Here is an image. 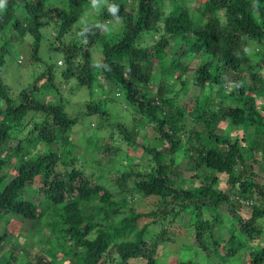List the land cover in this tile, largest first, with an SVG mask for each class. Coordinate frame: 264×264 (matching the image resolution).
<instances>
[{
    "label": "trees",
    "instance_id": "1",
    "mask_svg": "<svg viewBox=\"0 0 264 264\" xmlns=\"http://www.w3.org/2000/svg\"><path fill=\"white\" fill-rule=\"evenodd\" d=\"M0 1V38L3 39L0 100L4 103V106L0 104V150L14 133L29 128L30 144L40 141L45 145L42 151L33 154L26 148V142H20L15 149L20 160L13 165L14 176L6 184L1 171L7 161L0 157V212L9 220L8 229L22 220H42L49 216L46 224L58 238L64 255L70 256L74 264H101L114 251L124 262L142 259L146 264H157L158 246L166 241L167 229L160 232L161 238H149L150 226L165 221L171 224L187 213L194 217L195 237L200 246L209 254L207 239L211 237L215 245L211 256L217 253L223 264L222 251L231 256L237 250V239L245 235L254 239L259 235L262 228L257 222L264 218V181L248 166L241 141H232L219 131L227 123L232 128L255 126L258 133H264V113L257 107L259 99L264 101V77L260 72L264 70V0H200L201 21L194 18L183 0H132L131 8L127 0H108L96 16H91L89 9L98 0ZM48 2L49 14L43 21L40 16ZM21 5L25 14L19 16ZM113 22L120 25L116 34L107 31ZM45 25L53 28V43L64 53L60 64L58 58L45 63L40 56ZM147 33L159 35L151 47L140 44ZM68 37L70 40L66 42ZM25 41L45 71L35 79L31 91L24 87L14 94L1 76L11 53ZM97 48L100 61L94 59ZM172 49H181L178 57L198 56L201 64L194 82L201 90L211 88V93L198 96L188 111L186 107L169 110V106H174V101L166 98V93L172 91L170 84L154 83L158 64L166 74L178 69L181 77L184 72L179 59L171 61L168 52ZM99 76L111 88L107 93L123 92L125 103L142 115L141 125L153 124L167 143L161 149L143 145L149 157L145 163L137 162L128 171L113 173L120 195L127 198L134 191L154 197L156 210L138 211L131 202L124 201L109 187L98 183L94 175L78 167L76 157L67 150L73 129L83 117L95 113L98 127L105 125L108 110L104 102H89L87 110L72 115L65 109L62 96L55 103L35 97L39 82L44 79L59 92L56 77L64 83L73 79L78 87L88 88L93 94ZM186 84L183 81V86ZM234 99L242 105L233 104ZM124 127L122 133L133 145L135 128L129 131ZM249 142L251 150L260 148L264 155V141L250 138ZM57 143L59 147L54 150ZM179 154L188 157L187 168L196 175L204 167L211 169L200 186L180 188L176 184L181 178L175 169ZM218 174L228 176L230 192L217 186ZM133 177L136 180L129 185ZM35 184L43 194L40 201L21 198L23 191ZM234 195L243 203L260 198L252 204L247 221L238 212L236 204L240 200H234ZM221 207L229 211L223 217L219 212ZM99 216L103 219L100 222ZM220 217L231 223L225 245L214 239L215 228L222 221ZM1 240H6V236H0ZM15 253L12 247L3 256V264H14ZM53 254L52 262L39 258L27 264H59L60 256ZM251 257L253 262L263 264L264 245L253 250Z\"/></svg>",
    "mask_w": 264,
    "mask_h": 264
},
{
    "label": "rangeland",
    "instance_id": "2",
    "mask_svg": "<svg viewBox=\"0 0 264 264\" xmlns=\"http://www.w3.org/2000/svg\"><path fill=\"white\" fill-rule=\"evenodd\" d=\"M107 2L108 0H98V3L89 9L90 15L96 16ZM183 2L184 5L190 9L194 18L201 21L202 17L198 11V6L201 4L200 0H183ZM127 3L129 8L133 6L132 0H127ZM47 4L46 10H44L40 16L43 21L46 20L49 14V2ZM167 6L168 3L166 2L165 7L167 8ZM1 11L2 2L0 1V12ZM167 11H169V9H167ZM17 14L19 16L25 14L22 5L19 6ZM119 30L120 25L118 23L113 22L107 26V31L110 34H116ZM53 31L50 25H45V27H43L42 32L45 33V38L43 40L40 56L45 63L55 62L58 58L57 63L60 64L63 61L61 56H64V53L62 50H58L57 45L53 43ZM157 35L156 33H147L142 38L140 44L143 46H153L158 41L159 35ZM69 40L70 37L66 39V42ZM2 43L3 39L0 38V45ZM101 43L103 42L101 41ZM20 45L15 48V52L13 51L11 53L9 64L4 68L1 76L4 83L10 86L14 94H18L24 87L28 91H31L35 79L41 76L45 71L42 62H37L35 58H33L29 43L25 41ZM180 52L181 49L179 51L172 49L168 54L171 56V61L179 59L181 65L184 67V72L181 77H178L180 75L178 69L166 74L161 71L162 68L160 64L155 67L154 83L156 86L162 84L163 81L171 86L172 91L170 90L166 93V98L174 101V106L168 107L171 111H177L182 109V107H186V111H188L193 108V104L198 96L203 94L209 95L211 93L210 87L201 90L194 82V76L200 69L201 59L194 55L178 57ZM94 59L96 61H100L101 59L99 48L94 51ZM260 72L264 77V70H260ZM183 81H187L186 86H183ZM56 84L60 89L59 92H57V88L53 87L48 79L39 82V89L35 92L36 99L43 102L55 103L62 96L65 109L72 115L80 114L87 110L86 107L89 102H104L108 110L105 125H100L98 127L97 115L93 113L90 114V116L83 117L80 123L73 129L74 132L71 135L72 140L67 150L71 152V156L73 155L76 157V165L83 168L86 173L94 175V179H97L98 183L109 187L117 196L124 199V201L131 202V205L138 211L148 212L156 210L157 200L154 197H144L142 194L134 191H131L127 198L120 195L121 189L116 183V180H114L115 177L113 174L117 170L120 172L130 170L131 165L137 162L145 163L146 159H149V157L145 154L143 145L148 147L155 146L159 149L167 145V143L160 138L154 125L148 122L141 125L140 118L142 115L137 113L134 107L125 103L123 92L117 91V93L114 92L113 94L107 93L111 88L105 83L102 76L97 78L93 94L88 88L78 87L73 79L70 83H64L60 77H56ZM215 90H217V88L212 90L214 91L213 93H215ZM228 90H230V87ZM237 90L238 89H236V91ZM0 102V104L4 106L1 100ZM232 103L242 105V102L238 99H234ZM262 106H264V101L259 99L257 107L264 113ZM31 115L32 113H30L28 117L31 118ZM121 123L126 126L129 131H133L135 128L133 145H130L128 139L123 135L122 131L125 130V127L121 125ZM120 125L122 129L119 128ZM29 129H25L22 133L18 131L14 133L12 138L0 150V157L5 158L7 161V164L1 171V174L5 176L4 184L8 183L14 176L12 172L13 165L19 163L20 154L18 153V155L15 149L20 142H26L28 144L26 148L33 154L45 148V145L40 141L32 145L30 144L27 138ZM219 132L225 134V136H230L232 141L236 139L241 141L246 153V162L248 166L259 175V180L264 181L263 150L260 148L251 150L249 147L250 138L264 141V133H258L260 131H258L255 126H237L232 128L227 123L222 124ZM33 139H36V136L33 137ZM95 144H98L97 148H94ZM196 145H198V142ZM107 146L110 147L106 148ZM58 147L59 143L53 145L54 150H57ZM177 158L175 169H178L182 179H177L176 184L180 188L198 187L203 183L204 176L211 173V169L204 167L199 170L198 175H196V173L187 168L188 157L186 155L179 154ZM101 174H103L102 177H100ZM218 176L220 180L217 186L226 192H230L231 186L228 182V176L226 174H218ZM135 180L136 177H133L129 181V185H132ZM37 190V184L29 186L23 191L21 198L39 202L43 194ZM237 199L238 197L236 195L234 200ZM259 199H250L252 201L247 203L241 201L237 202L238 212L245 221L251 216L252 204H256ZM226 209L225 207H221L219 210L221 217L229 213ZM8 214L11 216V212H8ZM3 215L4 214L0 212V236L3 237V235H5L6 240L0 241V252L2 254L0 256V264H3V256L6 255L12 247H14L16 251L14 264H27L28 261L36 262L39 258H44L52 262L51 259L54 260L55 258L53 253L60 256L59 264H74L70 256L64 255V252L60 249L58 238L52 233L51 227L46 224L47 221H49V216L46 215L42 220H22L21 223L13 225L12 228L10 225V229H8L9 220L3 218ZM221 217L220 220L222 221H219V225L215 228L214 239H218L220 243L225 245L228 244L230 237L229 228L231 223H228V221L223 220ZM98 220L99 222L102 221V216H99ZM193 222V215L187 213L171 224L165 221L161 222L159 225L150 226V231L148 233L149 238H161V236H159L160 232L165 228L167 229V234L165 233L166 241L158 246L157 264H223V261L217 253L211 256V250H213L215 246L211 237L207 239L208 245L211 248L209 254L200 246L195 237ZM257 224L259 228H262V231L259 235L255 236L254 239L250 235H245L244 238L237 239V244L235 246L237 250L231 256L227 257L222 251L221 254L225 257L224 264H257L252 261L251 253L253 250H257L264 245V218H261ZM260 225L262 227H260ZM225 248L227 249V246H225ZM111 255L112 256H109L106 261L101 264H146L142 259H132L129 262H124L117 251H114Z\"/></svg>",
    "mask_w": 264,
    "mask_h": 264
},
{
    "label": "built area",
    "instance_id": "3",
    "mask_svg": "<svg viewBox=\"0 0 264 264\" xmlns=\"http://www.w3.org/2000/svg\"><path fill=\"white\" fill-rule=\"evenodd\" d=\"M239 199V198H238ZM240 201H241V199H240Z\"/></svg>",
    "mask_w": 264,
    "mask_h": 264
}]
</instances>
